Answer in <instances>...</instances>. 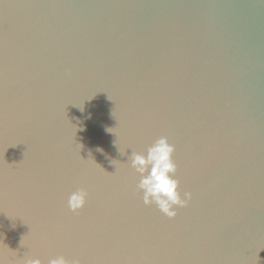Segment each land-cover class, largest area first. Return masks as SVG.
<instances>
[{"label": "water", "instance_id": "obj_1", "mask_svg": "<svg viewBox=\"0 0 264 264\" xmlns=\"http://www.w3.org/2000/svg\"><path fill=\"white\" fill-rule=\"evenodd\" d=\"M159 136L172 219L127 163ZM56 255L264 264V0H0V264Z\"/></svg>", "mask_w": 264, "mask_h": 264}, {"label": "clouds", "instance_id": "obj_2", "mask_svg": "<svg viewBox=\"0 0 264 264\" xmlns=\"http://www.w3.org/2000/svg\"><path fill=\"white\" fill-rule=\"evenodd\" d=\"M124 149H120L121 155H124ZM174 152L175 145L169 142L168 137L159 136L146 147V151L132 150L127 159V163L138 175L135 191L141 194L143 204L155 205L159 212L169 219L174 218L177 209L186 207L192 198L191 192L188 191L181 195L179 180L176 178L177 164L173 159ZM114 161L111 163L115 164ZM87 198L88 192L85 188H76L67 197V208L76 213L85 206ZM20 244L22 247L26 246L21 241ZM22 264L43 262L39 257L25 256ZM47 264H81V261L75 257L68 259L64 255H56L49 258Z\"/></svg>", "mask_w": 264, "mask_h": 264}]
</instances>
